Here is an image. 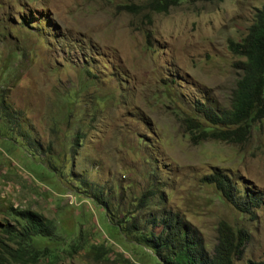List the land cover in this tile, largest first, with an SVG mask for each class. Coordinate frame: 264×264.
I'll list each match as a JSON object with an SVG mask.
<instances>
[{"label": "rangeland", "instance_id": "374dc122", "mask_svg": "<svg viewBox=\"0 0 264 264\" xmlns=\"http://www.w3.org/2000/svg\"><path fill=\"white\" fill-rule=\"evenodd\" d=\"M146 2L0 0V226L21 210L53 222L57 257L36 264H160L115 226L127 215L159 233L153 199L152 214L179 213L210 251L222 221L249 230L236 264L264 261V206L242 214L205 183L220 171L264 197V123L243 143L188 128L190 119L212 127L199 108L230 109L242 75L232 45L264 0L186 1L151 22L147 10L123 8Z\"/></svg>", "mask_w": 264, "mask_h": 264}, {"label": "trees", "instance_id": "16d2710c", "mask_svg": "<svg viewBox=\"0 0 264 264\" xmlns=\"http://www.w3.org/2000/svg\"><path fill=\"white\" fill-rule=\"evenodd\" d=\"M186 1L215 4L225 0H147L142 6L125 5L123 8L132 13L147 10L151 22V15L167 14L172 8ZM232 46L235 54L242 59L236 65L242 75L233 91L231 107L220 115L211 108L207 110L199 108L212 127H204L190 119L188 128L190 131L198 132V135L195 134L193 137L243 143L248 140L253 125L264 123V6L256 10L244 43L238 48ZM1 108L6 110L7 106L2 103ZM19 135L29 136L24 131H20ZM28 146L35 152L42 149L34 142ZM205 183L215 185L222 199L242 214L254 216L255 211L264 206L262 193L250 189L241 190L236 181L220 171L206 176ZM83 184L92 190L90 183L83 181ZM149 193L156 195L154 191ZM92 194L100 204H104L106 216L113 223L110 206L101 199L100 191L94 189ZM152 201L153 199H149L147 210L153 223L160 228L159 233L154 231L145 233L134 222L126 219L127 215H124V220L118 221L115 226L121 235L127 236V239L130 238L137 245L151 250L152 258L157 263L236 264L244 257L246 246L252 239L249 230L222 221L217 229V243L213 251H210L200 231L179 213L164 210L162 215L152 214L150 211ZM17 216L15 225L0 226V231H3L8 236V241L13 244V247L10 243L2 244L3 239L0 237V245L3 246L0 249V264H36L43 258L57 257L50 248V245L56 244L54 241L56 227L53 222L32 210L18 211ZM120 263L133 264L128 259H123ZM247 264H264V261L249 260Z\"/></svg>", "mask_w": 264, "mask_h": 264}]
</instances>
